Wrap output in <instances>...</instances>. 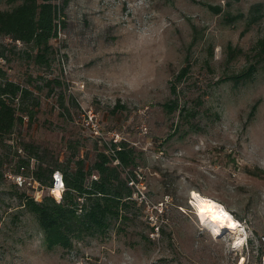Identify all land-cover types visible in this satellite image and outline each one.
<instances>
[{"label":"rangeland","instance_id":"rangeland-1","mask_svg":"<svg viewBox=\"0 0 264 264\" xmlns=\"http://www.w3.org/2000/svg\"><path fill=\"white\" fill-rule=\"evenodd\" d=\"M51 1L62 23L42 63L0 34V82L30 90L0 133V264H234L240 251L204 230L190 191L264 237V0ZM112 144L132 149L133 163L112 162L129 201L105 229L49 248L23 205L35 190L14 176L40 166L39 201L57 200L46 168L91 167Z\"/></svg>","mask_w":264,"mask_h":264},{"label":"trees","instance_id":"trees-1","mask_svg":"<svg viewBox=\"0 0 264 264\" xmlns=\"http://www.w3.org/2000/svg\"><path fill=\"white\" fill-rule=\"evenodd\" d=\"M12 3L10 8L0 9V34L32 45L34 61L42 63L51 50L50 41L57 37L62 10L51 0H12ZM28 93L30 90L18 82H0V133L9 132L15 122L22 119L12 100L22 99ZM112 146L110 154L99 152L91 167L78 159L72 170L63 171L66 189L60 200L48 195L41 201L29 197L23 202L37 218L49 248L56 245L70 248L74 238L105 229L109 219L118 217L129 201L123 199H130L133 191L112 162L118 161L124 166L133 163L132 149L125 148L124 144L119 149L115 144ZM46 169L50 176L57 168ZM92 170L97 171L99 177L86 184ZM35 176L45 181L40 166Z\"/></svg>","mask_w":264,"mask_h":264},{"label":"built area","instance_id":"built-area-1","mask_svg":"<svg viewBox=\"0 0 264 264\" xmlns=\"http://www.w3.org/2000/svg\"><path fill=\"white\" fill-rule=\"evenodd\" d=\"M85 119H86V124H96L97 125L98 119L91 110L87 112ZM146 129L147 128L143 126L144 132H146ZM117 148L119 149L120 147L118 146ZM137 175H138V178L135 176L130 177L129 184L136 188L135 192L138 193L140 200H144L145 199V194L143 190L145 188L144 182L143 180H141V175L140 174H137ZM91 177L92 178L90 180L97 179V176L95 174H91ZM14 181L19 185H25V186L32 187L35 191L33 192L31 197L35 201L40 200L41 194H40V191L38 190L39 182L36 178H34L31 175L24 176L22 175V173H17L14 176ZM54 188H58L62 193L66 189L63 173L58 169L54 170L51 174V184L48 187L49 192L51 194ZM61 197L62 196L56 199L60 200ZM242 229H243L242 231L244 235L243 240L238 246H231V249H233V251H237V250L240 251V255L234 264H264V237H262L261 240L259 239L260 241L255 239L256 243L258 242V244L257 245L253 244V239H252V237L254 236L253 232L246 230L244 226ZM259 242H261L262 244L260 243L259 245Z\"/></svg>","mask_w":264,"mask_h":264},{"label":"bare ground","instance_id":"bare-ground-1","mask_svg":"<svg viewBox=\"0 0 264 264\" xmlns=\"http://www.w3.org/2000/svg\"><path fill=\"white\" fill-rule=\"evenodd\" d=\"M52 194L56 198L62 196L58 188H54ZM190 203L195 208L199 224L210 235L216 238L226 233L231 238L230 246H238L241 243L244 237L242 224L223 203L194 189L190 191Z\"/></svg>","mask_w":264,"mask_h":264}]
</instances>
